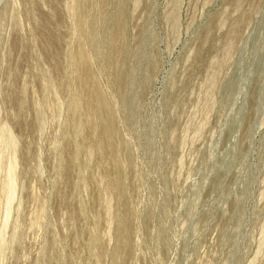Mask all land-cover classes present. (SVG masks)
<instances>
[{
    "label": "rangeland",
    "instance_id": "obj_1",
    "mask_svg": "<svg viewBox=\"0 0 264 264\" xmlns=\"http://www.w3.org/2000/svg\"><path fill=\"white\" fill-rule=\"evenodd\" d=\"M0 264H264V0H0Z\"/></svg>",
    "mask_w": 264,
    "mask_h": 264
},
{
    "label": "bare ground",
    "instance_id": "obj_2",
    "mask_svg": "<svg viewBox=\"0 0 264 264\" xmlns=\"http://www.w3.org/2000/svg\"><path fill=\"white\" fill-rule=\"evenodd\" d=\"M82 1H83V0H82ZM77 3H78V2H77ZM73 8H74V7H73ZM74 10H75V9H74ZM73 14H74V13H73ZM84 22H85V21H84ZM77 49H78V48H77ZM79 51H80V50H79ZM76 55H78V57H79L81 60H83V59H84V56H85V54L83 55L82 50H81L80 52H77ZM85 58H86V57H85ZM85 60L87 61V59H85ZM78 61L81 62L79 59H78ZM84 62H85V61H84ZM84 62H83V63H84ZM83 63H82V64H83ZM86 63H87V62H86ZM84 65H85V64H84ZM85 76H86V75H85ZM84 87H85V86H84ZM93 93H94V92H93ZM93 95H94V94H93ZM98 98H99V97H98ZM96 100H97V99H96ZM93 101H94V100H93ZM100 101H101V100H100ZM74 103H75V102H74ZM76 103H77V102H76ZM100 104H101V103H100ZM75 105H76V104H75ZM77 105H78V104H77ZM89 105H90V104H89ZM86 106H87V105H86ZM101 106H102V105H101ZM74 108H76V107H74ZM85 108H86V107H85ZM105 109H106V108H105ZM77 110H78V109H77ZM78 114H79V113H78ZM105 115H106V113H105ZM109 115H110V114H109ZM109 115H107V116H109ZM110 118H111V116H110ZM98 125H99V124H98ZM106 126H108V124H107ZM102 127H103V126H102ZM97 128H98V127H97ZM108 132H109V131H108ZM2 136L5 137L4 134H3ZM4 137H2V138H4ZM2 138H1V140L3 141L4 139H2ZM4 141H6V137H5V140H4ZM8 141H10V140L8 139ZM8 141H7V142H8ZM110 141H111V140H110ZM7 142H6V144L9 145L11 141L8 142V143H7ZM11 144H12V143H11ZM11 144H10V145H11ZM108 144H109V143H108ZM108 144H107V145H108ZM108 146H109V145H108ZM9 147H11V146H9ZM12 148H13V147H12ZM110 150H111V149H110ZM110 153H111V152H110ZM107 186H108V185H107ZM8 187H9V186H8ZM9 188H10V187H9ZM9 188H8V189H9ZM113 188H114V187H113ZM107 210H108V206H107ZM106 234H107V233H106ZM107 240H108V239H107ZM99 251H100V250H99ZM120 251H122V250H120ZM96 254H97V253H96Z\"/></svg>",
    "mask_w": 264,
    "mask_h": 264
}]
</instances>
